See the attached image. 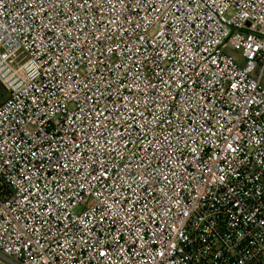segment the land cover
<instances>
[{
	"label": "built area",
	"instance_id": "built-area-1",
	"mask_svg": "<svg viewBox=\"0 0 264 264\" xmlns=\"http://www.w3.org/2000/svg\"><path fill=\"white\" fill-rule=\"evenodd\" d=\"M0 264H264V0H0Z\"/></svg>",
	"mask_w": 264,
	"mask_h": 264
},
{
	"label": "trees",
	"instance_id": "trees-1",
	"mask_svg": "<svg viewBox=\"0 0 264 264\" xmlns=\"http://www.w3.org/2000/svg\"><path fill=\"white\" fill-rule=\"evenodd\" d=\"M3 91H5V92H3ZM5 98V100L8 98V92H7V90L4 88V86L0 83V99H4ZM4 100V101H5ZM1 105V104H0Z\"/></svg>",
	"mask_w": 264,
	"mask_h": 264
},
{
	"label": "rangeland",
	"instance_id": "rangeland-1",
	"mask_svg": "<svg viewBox=\"0 0 264 264\" xmlns=\"http://www.w3.org/2000/svg\"><path fill=\"white\" fill-rule=\"evenodd\" d=\"M5 92V91H3ZM5 98L4 99H0V104H2L4 102Z\"/></svg>",
	"mask_w": 264,
	"mask_h": 264
}]
</instances>
